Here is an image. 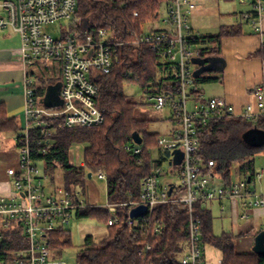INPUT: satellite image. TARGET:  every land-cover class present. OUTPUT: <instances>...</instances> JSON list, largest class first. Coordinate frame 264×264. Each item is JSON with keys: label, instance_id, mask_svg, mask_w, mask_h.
I'll list each match as a JSON object with an SVG mask.
<instances>
[{"label": "built area", "instance_id": "1", "mask_svg": "<svg viewBox=\"0 0 264 264\" xmlns=\"http://www.w3.org/2000/svg\"><path fill=\"white\" fill-rule=\"evenodd\" d=\"M252 1L253 13L243 17L257 34L262 35L264 1ZM77 7L78 0H0V31L10 30L20 36L19 54L24 64L33 66L56 62L60 65L62 76V105L53 109L41 104L33 82L26 81L25 109L21 131L17 136V163L7 170L13 195L10 200L0 196V242L12 227L21 230L26 242L24 249L13 254L11 264H65L52 256L56 250L50 247L51 234L56 230H65L77 217L78 211L107 209L111 215L109 226H114L120 222L118 207H125L128 208L125 223L133 228L156 208L170 204L186 206L189 210V240L181 264H223V257L212 260L208 255L209 249L205 248L201 222L195 216L194 206L197 203L207 205L240 201L246 209L264 208V193L250 188V184L264 179V172L256 174L250 183L249 177H246L238 183L224 185L221 177L214 174L213 161H208L206 166L200 162V131L215 121L233 119L258 122L264 116V76L263 81L253 88V102L240 112L225 98L204 100L200 85L194 78L198 67L193 60L209 58L211 51L192 43L194 33L189 22L196 4L192 0H167L164 9L167 16L159 21L162 29L137 36L131 45L135 48L150 46L158 52L161 63L173 64L177 70V92L169 88L149 98L154 102L155 110L167 107L173 112V120L178 128L173 132V139L159 138L157 148L171 156L172 160L174 152L182 154L180 165H173L172 161L168 163L170 172L179 170L180 183L161 186V165L143 180L139 202L91 205L77 187L49 189L45 185L50 177L47 173L41 174L39 166L42 164L33 156L35 148L41 146L43 141L36 140V147L32 145V132L46 129L48 120L53 118L62 120L67 128H92L105 121L103 111L97 106L99 88L94 82L100 75L112 72L117 53L129 42L116 40L114 34L105 29L93 34L80 28L79 21L75 19ZM62 21L71 22L70 30L62 32L60 37H54L47 28ZM45 135L48 136L47 131ZM50 145L47 140L46 147L37 151L46 155L50 152ZM132 151L141 154L143 149L136 145ZM97 177L99 180L106 179L103 174ZM217 177L221 183H217ZM137 206H146L147 215L134 220L130 212ZM247 215L244 214V218H248ZM155 231L159 232L160 229L156 228ZM145 249L149 251L150 247ZM145 251H140L139 255L142 256Z\"/></svg>", "mask_w": 264, "mask_h": 264}, {"label": "trees", "instance_id": "2", "mask_svg": "<svg viewBox=\"0 0 264 264\" xmlns=\"http://www.w3.org/2000/svg\"><path fill=\"white\" fill-rule=\"evenodd\" d=\"M166 1L78 0L75 19L79 21L80 28L93 34L99 29L108 30L116 40L128 41L129 45L117 53L112 72L100 75L94 82L99 88L97 106L105 115L102 125L67 128L62 120L53 118L48 120L46 129L32 132L33 147H36V140L43 141L41 146L35 148L33 156L43 165L45 173L50 175L51 182H55L53 175L59 169L64 171L61 186L65 189L85 184L89 174L92 177L103 174L106 176L108 204L140 201L143 180L162 165L152 157V150L157 147V140L161 137L148 132L152 120L139 116V104L128 98L125 88L140 87L147 96L169 88L175 92L179 89L177 70L173 64L161 63L158 52L150 46L135 48L131 45L137 36L146 33V26L159 23ZM238 33L222 27L217 34L194 35L192 43L197 47L208 46L210 56H213L218 54L224 38ZM254 56L264 61V46ZM41 82L43 87H37L38 95L44 94L46 89L45 81ZM196 82L209 81L200 77ZM20 127V122L10 119L5 105L0 104V134L13 132L17 140ZM251 130L264 132V116L255 123L233 119L215 121L200 131V162L206 166L208 161H213L214 174L220 176L226 186L232 182L235 165H239L241 174L252 181L255 179V158L264 154V144L253 146L245 141L244 134ZM134 134H139L143 140L141 154L132 151L136 148L132 137ZM47 140L51 144L50 152L43 155L37 150L46 147ZM79 144H84L86 149L84 164L76 167L71 165L69 153ZM194 213L201 222L205 248L221 251L223 264H264L262 255L237 252L238 240L249 233L216 236L212 232V213L206 205L197 203ZM118 216L119 224L109 226L111 215L107 209L78 211L77 219H95L104 224L108 231L107 237L99 243H95L92 236L85 239L78 255V264H181L189 240V210L186 206L162 205L133 228L125 223L128 208L118 207ZM12 228L0 242V264H11L13 254L26 247L21 230ZM156 228L160 231L156 232ZM71 237L70 231L56 230L51 234L50 247L53 250L69 248L72 246ZM147 246L150 247L149 251H145ZM142 250L145 252L140 256Z\"/></svg>", "mask_w": 264, "mask_h": 264}, {"label": "crops", "instance_id": "3", "mask_svg": "<svg viewBox=\"0 0 264 264\" xmlns=\"http://www.w3.org/2000/svg\"><path fill=\"white\" fill-rule=\"evenodd\" d=\"M239 1L240 5L251 6L252 8L247 12L243 11L236 13V16L240 17L239 19H241L242 22L238 21L230 25L222 26L234 29L239 33L222 40L218 49V54L210 56L216 59V62L213 63L214 66L212 70L202 76L203 79L209 82L199 84L201 88L200 92L204 100L225 98L238 112L242 111L246 105L253 102V88L263 81L264 76V61L254 56L264 46V14L262 18V35L257 34L253 27H249L248 29L244 28V24L249 22L244 20L243 16L253 13V1ZM240 14L241 16H239ZM202 28L203 27H198V30L201 31ZM195 29V26H192L194 34H196ZM0 32V104L5 105L9 118L18 120L21 125L22 113L24 112L26 102V81L30 80L33 82L36 89L38 87L33 74L35 68L40 67L49 69V64H52L54 67L58 64L60 74L61 68L59 63L56 62L38 63L33 66H26L19 54V48L21 46L20 36L10 30ZM207 35L212 34L209 33ZM47 80L48 81L45 82L46 89L44 94H39L42 105L47 88L61 82L60 79L55 81L50 78ZM40 87L43 86L40 85ZM10 134H14L16 138L13 132L0 134V144L1 139H4L2 135L7 137ZM17 147L16 140V149ZM1 149L2 146H0V152ZM83 164L84 162H82L80 166ZM9 168H12V166ZM5 175L7 177L5 182H3L5 178L3 180L0 178V195L8 198L12 197L13 194L7 171ZM253 185H255L254 191L264 193V179L261 182L255 181ZM214 203L219 205L222 217L224 216L226 218L230 216L232 234L239 236L244 233H249L248 236L239 239L240 244H238V246L243 250L240 253H254L255 238L258 234L264 232V208L246 209L240 201H222ZM206 207L211 211L210 207L207 205ZM244 214H248V218H244ZM208 255L212 257V260L222 257L221 251L214 248L209 249Z\"/></svg>", "mask_w": 264, "mask_h": 264}, {"label": "rangeland", "instance_id": "4", "mask_svg": "<svg viewBox=\"0 0 264 264\" xmlns=\"http://www.w3.org/2000/svg\"><path fill=\"white\" fill-rule=\"evenodd\" d=\"M196 4V10L190 17L191 26H195L196 37L200 35L207 34H217L220 32L222 26L230 25L236 22H242L240 17L236 16V13L247 12L251 9V6H242L240 5L239 0H192ZM167 16L165 10L163 9L161 13V21ZM241 16V14L239 15ZM156 23L155 25H148L145 27V31L149 32L151 30L162 29L163 25ZM71 26L70 21H62L56 25L47 28L48 32L54 37H60L63 33L69 32ZM198 27H203L198 30ZM252 26L249 23L244 24V28L248 29ZM1 33V32H0ZM202 48H207L208 46H200ZM52 63V62H49ZM58 64L54 67L52 64H49V69L46 68H35L33 74L38 86H43V82L48 81L47 79L61 80V74L58 70ZM195 70V68H194ZM125 93L131 101H134L139 104V116L150 118L152 122L149 124L147 130L150 134H157L161 138L173 139V132L178 128L177 124L173 120V112L170 108L165 107L163 110H155L153 107L154 102L151 101L149 96H147L142 88L137 86H127L125 88ZM192 106V105H190ZM189 106V107H190ZM4 139H1L2 146L0 152V178L3 182L6 181L5 172L10 166H15L17 161V149H16V138L14 134H10L7 137L2 135ZM86 146L84 144H79L74 146L70 151V163L72 166L79 167L82 162H84V153ZM152 157L155 161H160L163 167V175L159 177V184L161 186L175 183L179 184V170H176L174 173L170 172V161L172 157L167 155L164 151L160 152L157 147L152 150ZM41 174H46L44 167L39 166ZM255 171L256 174L262 173L264 171V154H260L255 158ZM49 175V174H48ZM232 182L238 183L241 180H244L247 176L240 173L239 165H235L232 170ZM55 176V182L49 181L45 182V185L49 189H55L60 187L64 181V171L57 170L53 175ZM50 177V175H49ZM217 183H221L217 177ZM62 187V186H61ZM78 190L82 193L84 199L87 203L91 205L105 206L108 204V194L107 193V182L106 180H99L96 175L85 182L83 185H79ZM250 188L254 189L255 185L250 184ZM14 192V191H13ZM1 196V195H0ZM7 198V197H6ZM10 200L11 197H8ZM212 211L213 218V233L216 236H221L223 233H231V220L230 216L226 218L220 213L219 205L217 203H208ZM243 224V223H242ZM67 231L71 232L72 235V246L65 249H55V252H52V256L65 264H78V255L84 247L85 239L88 236L94 238L95 243L103 241L107 235L108 231L104 224L98 223L95 219H73L68 227ZM240 240L237 242V252H242L243 250L239 248ZM254 252V250H253Z\"/></svg>", "mask_w": 264, "mask_h": 264}, {"label": "water", "instance_id": "5", "mask_svg": "<svg viewBox=\"0 0 264 264\" xmlns=\"http://www.w3.org/2000/svg\"><path fill=\"white\" fill-rule=\"evenodd\" d=\"M216 62L215 58H195L193 60L194 65L198 68L194 72V78L200 79L204 74L212 70L214 66L213 63ZM61 82L56 85L49 86L46 91L43 105L49 109L58 108L62 105V100L60 98L61 92ZM133 141L136 145H142L143 140L139 134H134ZM244 139L247 143L253 146H260L264 144V132L259 130H251L244 134ZM173 160L171 164L180 165L182 163L183 156L180 152H174L172 154ZM92 178V174H89V179ZM249 183L251 179H248ZM147 215L146 206L134 207L130 212V217L135 220V218L145 217ZM254 253L264 256V232L258 234L255 238V246L253 248Z\"/></svg>", "mask_w": 264, "mask_h": 264}]
</instances>
